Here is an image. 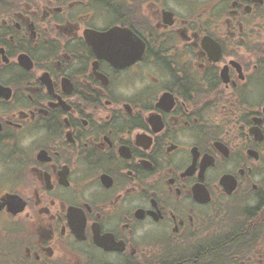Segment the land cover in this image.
I'll return each instance as SVG.
<instances>
[{
    "label": "flooded vegetation",
    "instance_id": "1",
    "mask_svg": "<svg viewBox=\"0 0 264 264\" xmlns=\"http://www.w3.org/2000/svg\"><path fill=\"white\" fill-rule=\"evenodd\" d=\"M0 264H264V0H0Z\"/></svg>",
    "mask_w": 264,
    "mask_h": 264
}]
</instances>
